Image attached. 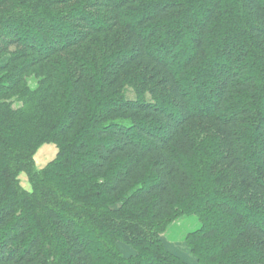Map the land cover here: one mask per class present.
<instances>
[{
    "label": "trees",
    "instance_id": "obj_1",
    "mask_svg": "<svg viewBox=\"0 0 264 264\" xmlns=\"http://www.w3.org/2000/svg\"><path fill=\"white\" fill-rule=\"evenodd\" d=\"M0 59V264H264V0H0Z\"/></svg>",
    "mask_w": 264,
    "mask_h": 264
},
{
    "label": "rangeland",
    "instance_id": "obj_2",
    "mask_svg": "<svg viewBox=\"0 0 264 264\" xmlns=\"http://www.w3.org/2000/svg\"><path fill=\"white\" fill-rule=\"evenodd\" d=\"M5 63V59H0V66H4ZM30 86L32 89H35L37 87V81L35 79L30 80ZM57 153L58 150L54 144L42 146L36 155L38 169H43L50 162L55 160ZM21 182L25 189L30 190V185L25 175L21 176ZM200 228L201 223L197 217H185L174 222L166 233L163 234L162 240L166 248L171 253L180 257L184 262L188 264H198L197 259L192 255L186 243V238L190 233H194ZM119 248L126 257L134 255L133 249L129 246L121 244Z\"/></svg>",
    "mask_w": 264,
    "mask_h": 264
}]
</instances>
